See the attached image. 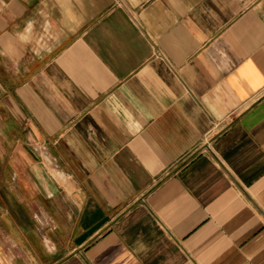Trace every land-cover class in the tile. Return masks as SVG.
<instances>
[{
    "label": "crops",
    "instance_id": "obj_1",
    "mask_svg": "<svg viewBox=\"0 0 264 264\" xmlns=\"http://www.w3.org/2000/svg\"><path fill=\"white\" fill-rule=\"evenodd\" d=\"M0 264H264V0H0Z\"/></svg>",
    "mask_w": 264,
    "mask_h": 264
}]
</instances>
